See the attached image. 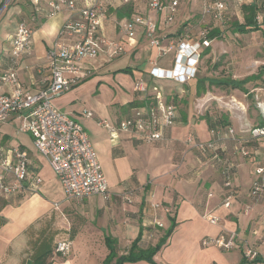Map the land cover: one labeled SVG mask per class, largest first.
I'll list each match as a JSON object with an SVG mask.
<instances>
[{
	"label": "crops",
	"instance_id": "1",
	"mask_svg": "<svg viewBox=\"0 0 264 264\" xmlns=\"http://www.w3.org/2000/svg\"><path fill=\"white\" fill-rule=\"evenodd\" d=\"M246 1L241 5L233 2L228 11L237 10L244 15L243 7L254 5V1ZM130 13V7L109 9L102 27L104 35L126 46L128 53L123 55L131 54L124 60L126 67L118 65L110 69L115 58H108L104 53L95 59L83 60L77 83L53 100L60 111L87 131L106 177L110 197L83 198L80 212L85 214V221L82 218L77 223L81 225L80 229L70 236L63 233L68 229L67 217L72 219L70 215L75 213L71 199L65 198L58 178L35 148L32 152L22 140L2 133L0 146L22 145L28 150L30 163L28 189L16 195L0 194V264H103L109 254L107 242L114 246L116 253L111 263L126 254L135 243L136 251L154 250L152 262L141 259L126 264H264V194L258 199H252L248 194L254 167L263 157L262 141L245 143L250 153L247 157L239 153L242 143L228 139L219 140L212 150L198 151L186 143V137L210 140L212 135L207 122L205 129L192 128L185 134L178 123L180 116L177 111L174 125L165 129L160 140L149 143L121 129L109 133L98 124L100 119L116 124L142 104L145 95L133 92L132 87L136 80L147 78L150 91L153 83L148 72L153 65L167 70L173 68L174 51L162 57L158 51L156 54L149 52L143 60L137 59V41L134 38L129 41L115 22L120 18L119 14L122 17ZM65 16L62 13L46 18L44 10L34 5L30 9L22 7L18 14V20L25 18L34 29L32 48L18 59L16 67L18 81L24 89L36 91L40 87L39 79L47 73L46 50L58 38ZM199 18L200 0H180L175 17L179 23L177 31L168 34L182 33L184 26H190L196 32L200 27ZM240 19L238 22L244 20L243 17ZM188 20L191 22L187 24ZM16 23L8 25L6 50L0 52V74L10 68L8 39ZM160 26L161 31L165 30L163 24ZM136 33L139 41L142 40L141 32ZM119 70L124 74L117 73ZM246 78L232 76L230 79L241 81ZM185 83L181 86L184 87ZM156 84L159 86L158 81ZM214 84L219 93L231 88L228 89L230 97L234 89H239L228 84ZM244 84L242 87L245 89ZM261 87L256 83L246 92L243 90L242 94L244 98L249 94L255 106L257 102L261 103V95L258 94L263 90L259 89ZM11 90L10 85L0 86V92ZM170 90V87L160 89L163 99L175 104L173 99L178 92L171 94ZM252 90L254 92L250 93ZM209 100L217 104L220 101ZM225 106L240 112L245 109L244 104ZM84 111H90L91 116H85ZM208 114L205 121L207 117L213 121L216 114ZM197 117L203 119L202 113ZM258 118V114L254 120L249 115L230 112L220 122L227 123L226 126L232 127L237 136L244 138ZM13 120L20 122L16 116L9 117L8 122ZM186 123L188 118L184 117ZM16 128L13 127L15 136L22 134H16ZM225 165H230L232 171L233 194L229 207L222 205L227 193L222 177ZM35 177H39L41 183H35ZM128 193L131 194L130 202L123 197ZM256 202L263 204L257 205ZM249 207L251 210L247 211ZM207 213L218 216L219 221L209 223L203 216ZM231 233L235 235V245L230 250L203 244L206 239L218 235L227 237ZM59 240L70 242V252L66 257L54 256V244ZM247 248L256 251V261L243 257Z\"/></svg>",
	"mask_w": 264,
	"mask_h": 264
},
{
	"label": "built area",
	"instance_id": "2",
	"mask_svg": "<svg viewBox=\"0 0 264 264\" xmlns=\"http://www.w3.org/2000/svg\"><path fill=\"white\" fill-rule=\"evenodd\" d=\"M10 1V0H6ZM254 1V23L261 26L264 21V0ZM32 5L44 10V16L50 18L65 13L58 38L48 47L45 53L47 73L39 79L40 87L36 91L24 89L16 72L18 59L28 54L32 48L33 27L21 18L17 21L8 39V56L10 68L0 74V86L10 85L12 90L0 92V125L11 116H16L20 124L16 134H28L33 146L42 156L54 175L58 178L66 199H83L99 196L108 199L111 195L106 177L101 168L97 153L91 143L87 131L76 120L60 111L53 100L70 90L79 80L83 60L97 58L104 53L113 58L124 52L123 43L111 39L102 33L103 22L109 9L131 8L129 16L116 19L121 32L131 41L136 31L148 40L149 47H157L158 53L166 55L174 51L173 68L162 69L153 65L148 76L152 81L148 90L143 80H136L132 90L145 95L142 104L132 113L112 124L100 119L99 125L109 133L117 129L134 134L143 142L160 140L165 129L176 121V106L163 99L159 80H176L185 83L195 77L197 64L201 54L207 49L214 36H210L213 27L221 31L220 26L226 24L229 6L234 2L239 5L246 0H200V27L193 32L186 26L174 37L165 34L159 38L160 23L170 25L179 12L180 0H32ZM216 29V28H215ZM164 44V47H160ZM264 67V58L261 61ZM155 83V84H154ZM264 89V86L259 88ZM254 91H250V93ZM260 108V117L264 120V108ZM90 117V111H84ZM212 138L207 141L186 137V143L198 151L212 150L222 139L242 143L239 153L242 157L249 156V148L245 143L252 141L264 142V123L255 124L248 129L247 136L240 138L232 127L215 125L210 129ZM29 153L20 144L10 147L0 146V194L5 196L23 193L29 177ZM254 178L248 191L252 199L264 194V153L261 161L255 165ZM223 185L227 189L222 205L230 206L232 192V171L230 165L222 168ZM35 183H41L39 177ZM128 202L131 194L123 195ZM158 207V204H154ZM209 223L215 224L219 217L212 213L203 215ZM224 250L235 245V235L225 237L218 235L203 241ZM55 255L66 256L70 252V242L59 240L54 244ZM243 257L252 261L257 258L256 251L247 248Z\"/></svg>",
	"mask_w": 264,
	"mask_h": 264
},
{
	"label": "rangeland",
	"instance_id": "3",
	"mask_svg": "<svg viewBox=\"0 0 264 264\" xmlns=\"http://www.w3.org/2000/svg\"><path fill=\"white\" fill-rule=\"evenodd\" d=\"M32 0H0V52L6 50L5 39L8 32V25L17 22L18 14L21 12L22 7L31 8ZM27 3H30L29 5ZM27 4V5H26ZM226 24L220 26L222 32L216 31L214 34V39L211 45L206 49V54H201L199 62L197 64L198 72L195 77L188 80L185 86H181L182 83L176 80H159L158 84L162 90L170 87L173 94L175 91L178 92V95L174 96L173 102L176 106L177 115H179L178 123L184 128L185 134L192 131V128L198 129L202 127L205 129L206 121L205 118L208 116L209 112L216 114L214 121H222L223 117L229 116L230 112H236V114H242L245 116L249 115L251 118L256 120V115H260L259 105H255L252 101L251 96L248 94V97L244 98L243 90L234 89L233 95L230 97L229 90L231 88L223 89L221 93L219 90H216V85L214 83L210 84V80L217 79H230L232 76L239 77L243 79L244 77H249L250 75H255L258 71L262 69L261 61L264 58V37L261 34L260 30H251L246 33H239L234 29V24L238 21H241L243 17L242 12L240 13L237 10L227 12ZM191 21H187L188 24ZM178 22L173 21L170 25L165 26V30H162L159 33V38L168 33H174L177 31ZM186 27V26H184ZM216 28V29H215ZM217 30V27H213L212 31ZM139 35L134 34V40H136L138 47V56L137 59L143 60L147 53H155L158 50L156 46L150 48L148 46V40L143 37L139 41ZM178 37V35H173ZM160 47H164V44H161ZM124 52L119 56L114 57L115 59L110 64V69L117 68L118 65L126 67L124 60L129 58L131 54L123 55L126 52V46L123 44ZM209 53V54H207ZM212 53V54H211ZM162 57V55H160ZM113 59V58H112ZM118 61V62H117ZM116 62V63H115ZM121 73L120 70L117 73ZM124 74V73H121ZM145 85L147 86V78H141ZM202 81L201 85L198 86V82ZM147 83V84H146ZM256 83L264 86V73L261 74L256 79H250L246 84H244L245 92L250 87L255 86ZM258 94L261 95V104L264 108V89ZM211 98L220 99L217 104ZM207 101V103H205ZM205 105L202 107V105ZM232 104L234 106L244 104V111L240 112L235 108H227L225 105ZM260 103V102H259ZM218 105V106H217ZM218 107V108H217ZM256 107V109H255ZM202 113L203 119L198 118V114ZM244 113V114H243ZM184 117L188 118V123L184 124ZM9 120V118H8ZM5 122L0 126V141L2 139V133L10 134V136L20 139L24 144L30 148L32 152L34 151L32 138L28 134H20L15 136L13 127H16L20 124L18 120H13L12 122ZM205 126V127H204ZM201 128V129H202ZM12 142V139L11 141ZM260 147L264 149V142H260ZM73 203L74 214H71L72 219H68L69 224H67V230H63V233L68 234L77 232L80 229L81 225H77L78 222L82 221V218L85 221V214L80 212L81 204L83 199H71ZM258 203L257 205H262L263 203ZM251 207L247 209L250 211ZM62 232V230H61ZM57 257H66L60 254L54 255Z\"/></svg>",
	"mask_w": 264,
	"mask_h": 264
},
{
	"label": "trees",
	"instance_id": "4",
	"mask_svg": "<svg viewBox=\"0 0 264 264\" xmlns=\"http://www.w3.org/2000/svg\"><path fill=\"white\" fill-rule=\"evenodd\" d=\"M243 12H244V15H243L244 20L242 22H236L234 24V29L237 32H239V33H246V32H250L251 30H260L262 36L264 37V21H263V24L261 26H258V25H256L254 23V21L252 19V16L255 13V6L254 5L244 6L243 7ZM118 16L121 17V14H119ZM216 31H218V29L215 30V31H212L210 33V36L211 37L214 36ZM204 52H206V51H204ZM263 73H264V67H262V69L258 73H256L255 75H250L245 80L238 81V80L230 79V80H221V81L220 80H218V81L216 80L215 81V80L212 79L209 82L210 83L223 84V85H227L228 84V85H230L233 88H239V89L245 90L242 87V85L246 81H248L250 79H254L256 77H259ZM201 83H202V81H199L198 82V86H200ZM206 122L208 124L209 129H211L215 125L226 126V124H227L225 122L221 123L220 121H218V122L214 121V120L212 121V119H209L208 117L206 118ZM263 123H264V120H262L260 115H259V118H258V120L256 121L255 124H263ZM18 194H20V193H18ZM107 246L109 248V254L106 257V259L104 260L103 264H126V263H129V262H135V261L141 260V259H146L149 262H152L151 257H152V254L154 253V250H150L148 252L136 251L135 250L136 249L135 243H133L131 248L128 250V252L126 254L118 256L116 258V260L114 261V263H111V260L116 255V253H115L114 246L111 245V243L107 242ZM256 259H254L252 261L254 262V261H256Z\"/></svg>",
	"mask_w": 264,
	"mask_h": 264
}]
</instances>
